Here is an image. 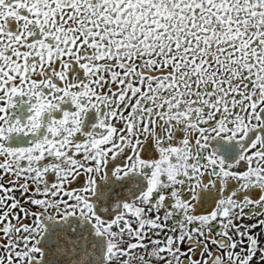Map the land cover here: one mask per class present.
<instances>
[{
    "label": "snow or ice",
    "instance_id": "snow-or-ice-1",
    "mask_svg": "<svg viewBox=\"0 0 264 264\" xmlns=\"http://www.w3.org/2000/svg\"><path fill=\"white\" fill-rule=\"evenodd\" d=\"M0 264H264V0H0Z\"/></svg>",
    "mask_w": 264,
    "mask_h": 264
}]
</instances>
